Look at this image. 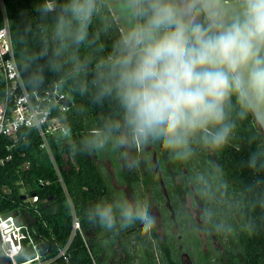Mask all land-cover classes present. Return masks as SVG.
Returning <instances> with one entry per match:
<instances>
[{
  "label": "clouds",
  "instance_id": "1",
  "mask_svg": "<svg viewBox=\"0 0 264 264\" xmlns=\"http://www.w3.org/2000/svg\"><path fill=\"white\" fill-rule=\"evenodd\" d=\"M118 2L114 9L109 0H41L34 8L52 22L41 50L23 58L25 69L44 58L26 83L35 88L45 68L61 73L71 64L65 75L75 78L79 92L110 106L102 124L83 138L85 150L128 161L121 169L129 182L145 176L159 182L157 156L181 167L202 154L217 157L233 148L240 122H264V0ZM247 166L264 170V144ZM190 184L191 198L210 205L227 188L223 167L213 160ZM214 215L207 207L202 219L212 230L232 231ZM75 219L95 226L113 246L128 241L141 254L142 244L155 243L162 223L151 202L116 192L97 196ZM10 220L0 219V228L12 230ZM0 264L34 260L15 243L0 245Z\"/></svg>",
  "mask_w": 264,
  "mask_h": 264
},
{
  "label": "trees",
  "instance_id": "2",
  "mask_svg": "<svg viewBox=\"0 0 264 264\" xmlns=\"http://www.w3.org/2000/svg\"><path fill=\"white\" fill-rule=\"evenodd\" d=\"M2 2L14 60L26 90L40 92L58 85L69 104L61 117L70 134L68 132L65 138H48L54 163L48 151L41 147L42 139L35 128L21 127L15 137L0 135V214L27 209L37 219L27 229L28 234L35 244L50 242V253L43 258L49 260L57 255L58 249L67 245L77 213L85 212L97 196L112 194L101 162L109 161L115 175L127 180L126 170L122 171L121 165L128 161L110 151L83 148V138L102 124L110 106L106 102L93 103L89 92H79L75 78L65 75V72H70L71 64H66L65 72L61 73L45 68L43 81L35 88L26 83L37 63H44V58L33 61L27 69L23 68V58L41 50L44 28L52 22L50 19L42 20L34 11L41 0ZM2 16L0 8V27L3 25ZM5 95V81L0 78V105ZM262 144L264 135L261 128L257 121L249 118L240 122L233 148L217 157L202 154L181 167L169 165L163 157L157 156L156 166L162 172L163 189L171 212L165 210L167 201L156 180L145 176L138 183L127 180V184L133 202H147L143 185L149 184L152 198L162 211L159 210L165 228L163 240L154 233L155 243L142 244L144 250L141 254L133 251L128 241H118L113 246L106 242L95 226L79 223L81 231L75 233L68 246V264H130L136 258L141 259L142 264H182L183 254L191 264H264V170L254 172L247 166L249 155ZM209 160L223 167L227 188L224 195L211 205L203 200L198 202L202 210L212 207L214 220L230 225L231 232H225L223 228L212 230L203 221L202 213L200 219L203 223L196 224L178 194H191L190 181L209 165ZM131 162L139 164L135 158ZM150 166L148 161L144 162L145 168ZM173 175L178 176L181 186L172 178ZM32 196L37 197L34 203L29 202ZM92 227L95 228V236H88L87 230ZM175 227L177 234L173 231ZM52 264H60V260Z\"/></svg>",
  "mask_w": 264,
  "mask_h": 264
},
{
  "label": "built area",
  "instance_id": "3",
  "mask_svg": "<svg viewBox=\"0 0 264 264\" xmlns=\"http://www.w3.org/2000/svg\"><path fill=\"white\" fill-rule=\"evenodd\" d=\"M0 8L3 11V25L0 27V32L3 33L0 35V78L5 81L6 86V95L0 105V135L15 137L21 127L35 128L42 139L41 147L48 151L50 159L54 163L48 147V138L50 136L65 138L68 135L65 130L66 125L61 117V114L69 107L67 96L58 85L40 92L30 93L26 90L14 60L8 19L4 12L2 0H0ZM57 173L59 174L58 171ZM59 179L61 181L60 177ZM36 200L37 197L32 196L29 202L34 203ZM0 231L2 245L11 246L12 242L7 236L8 234L2 228ZM80 231L81 226L74 217L72 232L67 245L58 249L57 255L49 260H43L36 253L39 260L35 258L34 264H52L55 260H60V264H68L70 240L76 232ZM13 234L16 243H18L22 236L20 227H16ZM31 242L35 245L32 239Z\"/></svg>",
  "mask_w": 264,
  "mask_h": 264
},
{
  "label": "crops",
  "instance_id": "4",
  "mask_svg": "<svg viewBox=\"0 0 264 264\" xmlns=\"http://www.w3.org/2000/svg\"><path fill=\"white\" fill-rule=\"evenodd\" d=\"M101 164H102L103 171L107 175V178L106 179L109 182L111 193L116 192L118 194L124 195V196H126V198L128 200L132 201V197H131V194H130V191H129V186L127 184V180H124L123 178H119L118 176L115 175V171H114V169H113V167H112V165H111V163L109 161L103 160L101 162ZM122 171H124V170H122ZM170 173H173L172 170H170ZM172 178L177 182L178 185L181 186L182 183L181 182H178V180H177L178 177L177 176L174 177V175H173ZM144 184L145 185H143V186H144V190H145V195H146V198H147V202H151L153 204V206L155 207L156 211L160 213L161 209H160V207L158 208L157 204L155 203V201L152 198L151 189H150L149 184L148 183H144ZM159 185H160V188L162 189L163 195H164V197L166 198V201H167L166 202L167 207H165V210L167 212H171L170 207H169V202L167 200V194H166V192L163 189L162 180L159 181ZM178 194H179V197L183 199V205H184V207H185V209L187 211V208L185 206V203H186L187 199L191 196V194H188V193L183 194L181 192L178 193ZM161 213H162V211H161ZM161 222H162V219H161ZM161 226H162L161 237H159L157 235V233H155L158 236V239L159 240H163L164 233H165V228H164V226H163L162 223H161ZM90 230L91 231L93 230V231L91 233H89ZM173 231H174V233L177 234V228L176 227L174 228ZM87 234H88V236H95V228L92 227L91 229L87 230ZM179 249H181V246H179ZM204 249H205V247L203 246L202 247V250H204ZM117 250L119 251V248H117ZM122 257L126 261L125 256L122 255ZM186 258H187L186 254H183L182 255V259L185 260ZM130 264H142L141 263V259L136 258V259L132 260Z\"/></svg>",
  "mask_w": 264,
  "mask_h": 264
},
{
  "label": "water",
  "instance_id": "5",
  "mask_svg": "<svg viewBox=\"0 0 264 264\" xmlns=\"http://www.w3.org/2000/svg\"><path fill=\"white\" fill-rule=\"evenodd\" d=\"M257 123L259 124L264 135V122L257 121ZM22 198L24 199L25 196L23 195ZM9 217L12 218L9 223L12 224L13 228L10 231H5V233L8 234L7 236L11 240L12 244L16 243L13 231L16 227H20V233L22 236L19 239L18 243H20L22 247L27 249L28 253L31 254V258L33 260L36 258V253H38V256L41 258L46 257L50 253L51 245L49 241L35 244V247H33V243L31 242L27 229L33 226L37 222V219L32 216L27 209H19L5 214H0V219L8 220ZM0 245H2L1 231Z\"/></svg>",
  "mask_w": 264,
  "mask_h": 264
},
{
  "label": "rangeland",
  "instance_id": "6",
  "mask_svg": "<svg viewBox=\"0 0 264 264\" xmlns=\"http://www.w3.org/2000/svg\"><path fill=\"white\" fill-rule=\"evenodd\" d=\"M109 4L110 6H112L114 9H118L119 8V2L118 0H109ZM118 13L116 11L113 12V16L115 17ZM170 170L171 167H169ZM173 172V171H172ZM177 176V175H174V177ZM178 177V176H177ZM147 193V192H146ZM185 206L187 208V211L189 213V215L192 217V220L196 223V224H202V220L200 219V214L202 213V207L201 205L199 204L198 200H193L191 198V196L187 199L186 203H185ZM93 231V230H92ZM91 230L89 231V233L92 232ZM161 232H162V226H161V230L157 233V235L159 237H161ZM201 237L203 238V234L201 233L200 234ZM216 245V244H215ZM196 259V257H195Z\"/></svg>",
  "mask_w": 264,
  "mask_h": 264
},
{
  "label": "flooded vegetation",
  "instance_id": "7",
  "mask_svg": "<svg viewBox=\"0 0 264 264\" xmlns=\"http://www.w3.org/2000/svg\"><path fill=\"white\" fill-rule=\"evenodd\" d=\"M187 258L184 260V259H182V256H181L182 264H191V261L189 260V258L188 259Z\"/></svg>",
  "mask_w": 264,
  "mask_h": 264
}]
</instances>
